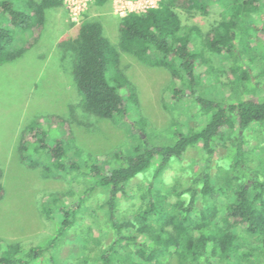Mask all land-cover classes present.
Here are the masks:
<instances>
[{
  "label": "trees",
  "instance_id": "1",
  "mask_svg": "<svg viewBox=\"0 0 264 264\" xmlns=\"http://www.w3.org/2000/svg\"><path fill=\"white\" fill-rule=\"evenodd\" d=\"M63 5L64 0H0V65L32 48L47 11ZM223 9L233 12L207 30L190 17ZM119 30L114 45L101 21L82 20L72 74L87 114L129 123L138 136L125 148L94 155L78 144L67 116L34 119L20 138L21 161L41 168L44 178L79 180L82 188L73 185L46 198L44 212L55 227L47 241L24 245L0 238V264H167L165 256L179 264H264V154L241 134L264 125V95L258 92L264 90V0H161L157 7L123 16ZM196 38L201 48L194 45ZM122 52L169 70L166 105L172 111L189 99L198 104L199 110L192 105L172 116L177 131L171 142L149 138L140 91L122 67ZM214 57L222 59L226 80L215 74ZM199 112L205 123L191 125ZM230 129L239 134L226 139ZM226 140L231 141L227 161L214 170ZM191 148L206 155L203 166L185 181L166 185L164 172ZM144 174L149 179L141 206L132 215L120 213L121 197L129 196L128 186ZM3 177L0 168V200L6 193ZM96 193L104 199L92 210V220H100L101 211L107 231L83 238L86 227L91 233L97 227L86 225L81 214Z\"/></svg>",
  "mask_w": 264,
  "mask_h": 264
},
{
  "label": "rangeland",
  "instance_id": "2",
  "mask_svg": "<svg viewBox=\"0 0 264 264\" xmlns=\"http://www.w3.org/2000/svg\"><path fill=\"white\" fill-rule=\"evenodd\" d=\"M128 1L107 0L98 5L96 0H68L62 7L50 8L39 41L19 58L0 65V168L4 172L3 183L6 190L4 198L0 200V238L24 245L47 241L53 235L55 227L44 212L46 198L52 192H67L73 185L82 188L79 180L70 182L67 178H44L41 168H29L21 161L18 153L21 135L38 116L53 113L67 116L72 121L78 144L94 155H105L125 148L132 138L138 136L129 123L116 124L109 119L87 114L81 106L82 95L72 74L73 46L79 23L84 19L101 21L104 35L112 44L117 45L120 38L119 22L128 10ZM71 2L82 6L79 13L73 14ZM133 2L140 4V0ZM143 2L145 3L144 0ZM232 12L231 9L219 10L209 15L195 12L190 17L207 30L210 24L229 18ZM194 43L201 48L199 38ZM121 60L122 67L138 85L140 111L147 119L149 138L161 145L171 142L176 138L177 131V126L171 123L172 116L186 113L192 105H197L199 110L198 104L194 99H189L186 106L177 105L172 111L166 105L171 81L169 70L144 64L130 53L122 52ZM214 66L215 74L226 80L221 74L224 70L222 59L214 57ZM258 92L264 95V90ZM129 117L136 119L138 115L129 111ZM204 119V115L199 112L190 124L203 125ZM179 128L186 131L183 125ZM237 134L238 131L230 129L226 133V139ZM241 134L250 145L258 147L259 155L264 154V125H255ZM230 143L231 141L226 140V145L219 147L220 157L213 164L214 168L226 163V146ZM205 156L198 148L189 149L181 160L173 161L164 172L166 185H172L177 180L185 181L196 166H203ZM148 179L149 175H141L128 186L131 194L121 197L120 213L132 215L141 206L140 195ZM103 199V194L96 193L84 204L81 211L84 223L97 227L93 233L86 227L83 238H90L94 234L102 235L107 231L101 211L98 214L100 218L97 217L100 220L97 221L95 217L94 221L91 216L92 210ZM163 260L167 264H179L171 256H165Z\"/></svg>",
  "mask_w": 264,
  "mask_h": 264
},
{
  "label": "built area",
  "instance_id": "3",
  "mask_svg": "<svg viewBox=\"0 0 264 264\" xmlns=\"http://www.w3.org/2000/svg\"><path fill=\"white\" fill-rule=\"evenodd\" d=\"M133 1H135V0H129L128 1V4H127L128 10L125 12V14L122 15V17L125 16L126 14H128L129 12H140V11H144L145 9H147L149 7H157V6H159V3L161 2V0H159L160 2H154L153 0H144L145 1V3H144L143 0H140V4H135V2H133ZM67 2H68V0H64V4H67ZM71 6H72L71 10H72L73 14L79 13L80 10L82 9L81 5L76 4V3L74 5V2H71Z\"/></svg>",
  "mask_w": 264,
  "mask_h": 264
}]
</instances>
